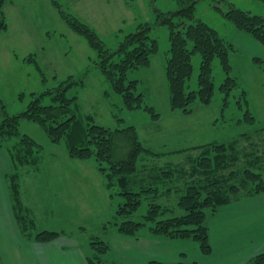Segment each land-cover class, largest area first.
I'll use <instances>...</instances> for the list:
<instances>
[{
	"label": "rangeland",
	"instance_id": "obj_1",
	"mask_svg": "<svg viewBox=\"0 0 264 264\" xmlns=\"http://www.w3.org/2000/svg\"><path fill=\"white\" fill-rule=\"evenodd\" d=\"M232 6L264 18L263 0H197L192 18L183 19L185 24L197 20L206 23L232 45L229 75L237 82L224 106L219 86L226 75L215 57L211 64L214 83L211 102L203 105L194 101L189 106L191 112L185 113L169 105L164 73L169 56V28L158 23L163 15L181 7L178 0H4L0 7L6 23V28L0 31V99L4 105L0 119L4 113L13 115L24 111L35 95L44 92L40 103L53 104L49 91L66 86L69 81L75 82L65 90L66 97H75L72 103L78 121L75 131L82 132L88 124L110 129L132 125L143 147L157 154L142 152L139 155L137 169L128 179L132 180L131 190L145 191L140 192V204L135 211L118 216L116 210L124 198L118 194L116 185H107V177L99 172L94 158H71L65 137L59 143H52L37 123L20 119V135H27L39 146L34 147L29 162L24 164L17 163L12 155L14 149L20 147L19 136L5 140L0 152L5 154L9 167L11 165L8 182L11 175H18L19 197L27 204L23 203L28 208L24 209V215L33 219V225L28 222L33 232H59V236L70 240L68 248H75L84 255L87 264L88 259L97 264H138L134 254L126 249L138 239V257L142 259L139 264L150 259L162 264L180 261L183 264H233V258L238 259L234 255L236 249L228 245L231 240L228 242L224 231L215 227L213 219L209 221L212 216L208 209L204 223L208 225L210 256L201 253L198 242L191 238L152 233L149 227L156 219L146 218L153 204L165 209L157 219L184 213L177 200L191 182L188 174H182L180 169L175 171L180 167L188 171L189 160L201 150L196 147L206 143L228 144L234 140L243 144L259 139L264 142V130H259L264 127V47L258 48L250 38L237 35L241 31L223 15ZM62 14L89 26L110 51L116 50L124 36L140 25L151 26L148 35L157 40L158 49L151 54L149 65L126 72L125 83L136 80L134 92L142 94L143 103L153 107L157 117L145 109L130 110L124 106L122 96L95 64L96 51ZM187 47L192 48L190 41ZM117 59L115 56L114 60ZM191 63L192 74L185 83V91L197 89L198 52L191 55ZM245 109L251 112L254 122L238 123ZM126 152L125 142L118 139L113 157L121 159ZM1 167H5L4 162ZM44 170H49V174L44 176ZM28 171L24 177L30 178L31 184H25L31 187L21 190V173ZM223 173L222 176H228L227 170ZM224 177L219 180L221 184L234 182ZM66 179L68 182L63 183ZM245 197L250 196L239 194L230 202ZM127 219L144 222V225L132 235L121 233L116 224ZM97 241L107 245L104 252H98L91 245ZM69 257L73 264H78L76 255Z\"/></svg>",
	"mask_w": 264,
	"mask_h": 264
},
{
	"label": "trees",
	"instance_id": "obj_2",
	"mask_svg": "<svg viewBox=\"0 0 264 264\" xmlns=\"http://www.w3.org/2000/svg\"><path fill=\"white\" fill-rule=\"evenodd\" d=\"M178 1L181 3V7L173 12H168L166 16L160 13L159 16H163L158 21L160 24H166L169 28V56L166 58L164 67L169 88V105L171 109L189 113L191 112L189 106L194 101L203 105L209 104L214 94L211 64L217 57L226 75L219 86V90L223 93V105L225 106L230 91L237 87L236 79L229 75L231 72L229 51L232 49V45L226 42L215 29L200 20L192 24H185L183 19L192 18L197 0ZM3 2L4 0H0V7ZM55 3L60 7L57 2ZM62 15L75 31L84 35L90 46L96 51L95 64L105 74L112 88L122 96L124 106L130 110L142 108L149 111L153 117H157L158 114L153 111V107L143 103L142 94L134 92L136 80L125 83L126 72L149 65L151 54L158 49L157 40L148 35L151 26L149 24L140 25L134 32L124 36L116 50L110 51L105 48L102 40L89 26L67 14ZM223 15L239 31L248 33L264 47V18L262 16L251 14L234 6L230 7ZM174 17L176 18L175 22L173 21ZM5 28L6 23L0 12V31ZM189 41L192 43L191 49L187 47ZM195 52L200 55L197 89L185 91V83L192 74L191 55ZM115 56H118L117 60H114ZM259 61L261 62V60ZM72 83L75 82L69 81L66 86L49 91L48 94L52 95L53 104L42 105L40 103V96L46 94L44 92L35 95L24 111L13 115L4 113L3 118L0 119V145L8 138L19 136L20 147L14 149L13 158L19 164L29 162L34 147H38L39 144L25 134L20 135L18 125L19 120L23 118L37 123L52 143H59L65 137L68 142V155L71 158L79 160L94 158L99 172L107 177V185L118 187V194L124 198V201L118 205L116 214L118 216L129 215L138 208L140 192L145 190H131L132 180L128 179V175L136 171L137 159L142 152L157 154L143 147L138 139L136 129L132 125L122 129H110L96 124H88L82 132L75 131L78 122L72 107L75 97L69 98L65 95L66 88ZM241 95H244V91L241 92ZM236 102L240 106V102ZM0 109L4 111L1 99ZM243 121L254 122V117L248 109H245L244 117L238 119V123ZM259 130L263 131L264 127ZM241 136L246 138L245 134H241ZM118 139L123 140L127 147V152L121 159L113 157L115 143ZM196 149L201 150L195 158L189 160L188 171L183 167L176 168L175 171L176 173L180 169L182 174H188L189 183L191 182L177 200V205L184 213L157 219L160 211L162 213L165 209L153 204L150 206L146 218L156 219L154 225L149 227L152 233L170 238H191L198 242L201 253L210 254L208 227L204 223L205 210L208 209L210 215H214L220 206L229 203L239 194L253 196L264 192V142L259 139L243 144L234 140L228 144L206 143ZM232 163L235 165H231ZM226 170L228 176L224 177L222 176L225 175L223 171ZM17 176L14 174L10 177L15 215L21 228L30 229L28 222L33 225V219L22 213L25 208L19 197ZM195 177H197L195 180H191ZM223 177L224 179L228 177L234 179V182L223 185L219 182ZM116 225L121 233L132 235L144 225V222L127 219ZM33 236L34 240L38 242H46L58 237L59 232L41 230L34 233ZM91 245L95 246L98 252H104L107 249V245L102 241L91 242ZM88 262L97 264L91 259H88ZM145 264L162 263L150 260ZM173 264H183V262ZM247 264H264V252L251 257Z\"/></svg>",
	"mask_w": 264,
	"mask_h": 264
},
{
	"label": "crops",
	"instance_id": "obj_3",
	"mask_svg": "<svg viewBox=\"0 0 264 264\" xmlns=\"http://www.w3.org/2000/svg\"><path fill=\"white\" fill-rule=\"evenodd\" d=\"M237 35L250 38L253 44L261 48L258 41L243 32ZM4 156L5 154L0 152V264H73L69 256L74 255L77 256L78 264H87L84 255L75 248H68L71 242L62 235L50 241L38 242L33 236L37 231L33 232L32 229L19 226L15 215V203L9 189L10 182H8L11 165L9 167ZM3 162L5 167H1ZM28 173L29 171L21 173V190L31 187L25 184H31L30 178L24 177V174ZM47 173L49 174V170H44V176ZM67 182L68 179L63 181V183ZM21 203L25 209H28L25 206L27 205L25 199L22 198ZM22 213L24 214V210ZM211 216L209 221L213 219L215 227L224 231L228 242L231 240L229 242L231 244L228 245L236 249L234 255L238 256V259L236 260V257L231 259L233 264H246L251 257L264 252V192L226 203ZM210 236L213 238L212 231ZM138 242L139 239L133 241L132 247L130 248V245L126 249L130 254H134L139 264L142 259L138 257L140 251Z\"/></svg>",
	"mask_w": 264,
	"mask_h": 264
}]
</instances>
